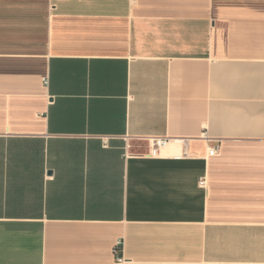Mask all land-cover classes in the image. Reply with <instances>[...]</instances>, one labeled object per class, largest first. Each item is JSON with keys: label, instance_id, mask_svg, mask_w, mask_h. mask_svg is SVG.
Here are the masks:
<instances>
[{"label": "crops", "instance_id": "1", "mask_svg": "<svg viewBox=\"0 0 264 264\" xmlns=\"http://www.w3.org/2000/svg\"><path fill=\"white\" fill-rule=\"evenodd\" d=\"M0 264H264V0H0Z\"/></svg>", "mask_w": 264, "mask_h": 264}, {"label": "built area", "instance_id": "2", "mask_svg": "<svg viewBox=\"0 0 264 264\" xmlns=\"http://www.w3.org/2000/svg\"><path fill=\"white\" fill-rule=\"evenodd\" d=\"M163 142H158V145H161ZM157 154V149L153 150L151 152V155H156ZM200 185L204 186L205 185V181L204 179H201L200 180ZM115 254L117 255V258L120 259V252H121V243H118L117 246L115 247V250H114Z\"/></svg>", "mask_w": 264, "mask_h": 264}, {"label": "bare ground", "instance_id": "3", "mask_svg": "<svg viewBox=\"0 0 264 264\" xmlns=\"http://www.w3.org/2000/svg\"><path fill=\"white\" fill-rule=\"evenodd\" d=\"M179 143V142H178ZM181 144V143H180Z\"/></svg>", "mask_w": 264, "mask_h": 264}]
</instances>
